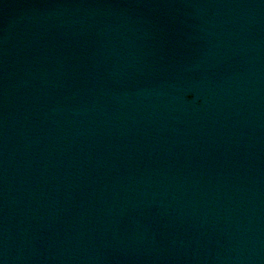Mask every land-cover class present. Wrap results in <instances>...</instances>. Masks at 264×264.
I'll use <instances>...</instances> for the list:
<instances>
[{"label": "water", "instance_id": "1", "mask_svg": "<svg viewBox=\"0 0 264 264\" xmlns=\"http://www.w3.org/2000/svg\"><path fill=\"white\" fill-rule=\"evenodd\" d=\"M0 264H264V0H0Z\"/></svg>", "mask_w": 264, "mask_h": 264}]
</instances>
